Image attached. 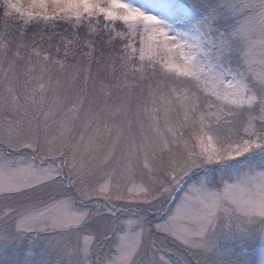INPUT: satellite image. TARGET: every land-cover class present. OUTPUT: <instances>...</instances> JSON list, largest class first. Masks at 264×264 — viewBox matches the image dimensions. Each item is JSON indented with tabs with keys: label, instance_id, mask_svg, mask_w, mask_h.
<instances>
[{
	"label": "snow or ice",
	"instance_id": "1",
	"mask_svg": "<svg viewBox=\"0 0 264 264\" xmlns=\"http://www.w3.org/2000/svg\"><path fill=\"white\" fill-rule=\"evenodd\" d=\"M108 3L32 7L39 15L51 4L70 16L95 12L143 26L150 64L140 79L154 83L138 122L148 123L158 144L142 165L125 157L122 166L111 153L69 161L63 144L38 136L14 148L34 155L0 158V244L16 242L20 264H33L41 234L57 264H94L92 246L105 243L110 251L95 264H192L187 256L223 264L221 234L264 243V0H208L199 19L181 18L176 27L125 0ZM161 116L166 135H159ZM255 153L259 165L227 176L208 170Z\"/></svg>",
	"mask_w": 264,
	"mask_h": 264
},
{
	"label": "rangeland",
	"instance_id": "2",
	"mask_svg": "<svg viewBox=\"0 0 264 264\" xmlns=\"http://www.w3.org/2000/svg\"><path fill=\"white\" fill-rule=\"evenodd\" d=\"M131 1L132 8H138L137 5L140 6L141 3L148 8H152L151 6L156 3L163 6L167 11L166 17L170 18L165 23L173 27L177 26V21L181 18L189 22L199 19L201 10L207 3L206 0H190V2L125 0L127 4ZM1 2L4 16L14 15L25 23L31 20L52 24V21L63 20L71 26L81 24L86 26V31L90 35L99 30L108 31L111 39L117 40V55L110 57L112 65L111 67L108 66L109 64L106 65L110 67L107 72L112 73L110 75L117 79L118 87L107 89L100 96L95 97L90 94L88 88L87 93L85 91L83 95L76 96L74 89L71 90L74 83L70 72L63 76L61 60L57 57L50 59L49 55L55 56V54L47 49L38 48L28 50V54H23L22 49L17 53L11 51L0 74V158L16 163L19 156H33L34 153L28 148L13 149L38 136L42 144L45 141L63 144V151L69 161L73 156L85 162L94 157L103 159L106 154L111 153L115 157L114 166H122L125 157L132 165L145 163V154L151 157L153 145L158 144L159 137L154 135V130L147 122L143 127L138 122L142 115V105L150 99V83H154V80L140 79L141 70L150 64L148 52L142 42L143 26L138 23L108 19L95 12L82 13L79 17L70 16L57 11L51 4L48 6L47 15H39L38 10L32 5L40 0H0ZM62 2L73 4L77 0H62ZM97 3L101 7H109L108 0H97ZM68 43L72 42L66 40L63 43L65 48ZM87 43L88 41L83 40L73 47L85 54L86 47L92 49ZM4 45L0 40V47H5ZM88 52L89 49L86 53ZM12 57L22 59L15 69ZM86 59H91L89 53ZM24 70L31 72L35 91L25 90L21 86L17 75L23 74ZM60 79L61 81L58 82ZM145 81L149 84L145 98L135 96L133 93L136 90L141 92V85ZM69 115L72 117L70 124L65 120ZM97 116L98 119H95L94 117ZM159 128V135H166L163 116ZM167 155L166 152L162 156L157 153V160L154 163L159 164L160 159H167ZM261 159L259 153L249 154L237 161H225L208 166V170L212 173L222 171L227 176L230 172L240 171L250 164L259 165ZM36 163H40L39 158ZM46 239V234H41V238L34 241L36 254L31 257L33 264H57L59 254L46 246ZM5 246L7 251L4 250ZM92 247L91 259L94 264L97 256L102 261L105 253L110 251L108 243H105L99 251L96 250L95 245ZM17 248L16 242L0 244V260H11V264H20ZM216 251L223 264H264V243L258 239L255 243L246 245L238 238L228 239L221 234L217 238ZM171 258L176 260L175 255ZM187 259L195 264L191 256H187ZM176 264H179V261H176Z\"/></svg>",
	"mask_w": 264,
	"mask_h": 264
},
{
	"label": "trees",
	"instance_id": "3",
	"mask_svg": "<svg viewBox=\"0 0 264 264\" xmlns=\"http://www.w3.org/2000/svg\"><path fill=\"white\" fill-rule=\"evenodd\" d=\"M190 2V0H183ZM203 1V0H202ZM208 2V0H206ZM2 2L0 3V40L5 47H0V74L2 73L3 64L8 59L9 54L12 52L17 53L22 49L23 54L28 50L38 48L47 49L50 53L57 57L62 62L63 76L70 72L73 78L72 89L76 96H81L88 88L92 96L101 95L107 89H113L118 81L112 73H108L111 67V56L117 55L116 41L112 40L108 31L99 30L93 35H90L86 30V26L78 25L71 26L63 20H55L53 23L47 24L34 21H21L17 17L4 16L2 11ZM101 21V20H100ZM23 26V27H22ZM70 40L64 47L65 41ZM72 40V41H71ZM88 41L87 45H91L89 55L91 59H86L88 53H81L78 48L74 49L73 45H78L80 42ZM21 52V51H20ZM22 54V53H21ZM28 54V53H27ZM21 56V55H20ZM19 56V57H20ZM12 57L14 69L20 65L22 59ZM50 59L48 62H50ZM109 64L107 67L106 65ZM15 73V72H14ZM23 74L17 75L19 82L25 90L35 91L34 80L31 78V72L24 70ZM16 77V73H15ZM58 80V82H60ZM91 85V87H90ZM149 84L145 81L141 85V92L135 91V96L145 98ZM67 91V90H66ZM5 254V253H4ZM3 254V255H4ZM0 264H11V260H0Z\"/></svg>",
	"mask_w": 264,
	"mask_h": 264
},
{
	"label": "bare ground",
	"instance_id": "4",
	"mask_svg": "<svg viewBox=\"0 0 264 264\" xmlns=\"http://www.w3.org/2000/svg\"><path fill=\"white\" fill-rule=\"evenodd\" d=\"M129 5H133V2H129ZM138 8H141L142 10H144L145 12L148 13H153L155 15H157L159 18H161L163 21L166 22V20H169V17H166L167 11L164 9L163 6H160L159 4H153L151 7L152 8H148L145 4L141 3L140 6L137 5Z\"/></svg>",
	"mask_w": 264,
	"mask_h": 264
}]
</instances>
